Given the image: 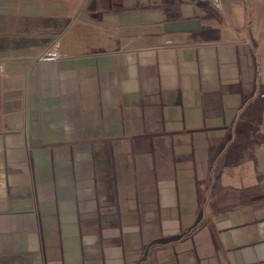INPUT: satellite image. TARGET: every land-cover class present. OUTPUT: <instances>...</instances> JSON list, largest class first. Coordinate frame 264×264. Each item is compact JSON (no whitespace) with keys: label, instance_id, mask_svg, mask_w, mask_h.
<instances>
[{"label":"crops","instance_id":"1","mask_svg":"<svg viewBox=\"0 0 264 264\" xmlns=\"http://www.w3.org/2000/svg\"><path fill=\"white\" fill-rule=\"evenodd\" d=\"M211 7L0 0V264H264L260 70Z\"/></svg>","mask_w":264,"mask_h":264},{"label":"rangeland","instance_id":"2","mask_svg":"<svg viewBox=\"0 0 264 264\" xmlns=\"http://www.w3.org/2000/svg\"><path fill=\"white\" fill-rule=\"evenodd\" d=\"M211 6L209 14L220 15L222 18L220 27L223 30V36H221L223 40L226 41L231 35L236 42L243 40L254 50L257 68L260 70L257 87L264 92V0H211ZM206 26L205 21L202 20L201 31L208 29ZM229 26L237 30L232 31L228 28ZM256 91L253 98L244 99L239 108L240 111H248L251 105L264 104V99L257 96ZM239 117H241L240 114H234V120Z\"/></svg>","mask_w":264,"mask_h":264},{"label":"water","instance_id":"3","mask_svg":"<svg viewBox=\"0 0 264 264\" xmlns=\"http://www.w3.org/2000/svg\"><path fill=\"white\" fill-rule=\"evenodd\" d=\"M200 28V23L198 20H186L172 23H164L162 30L164 33H182L195 31Z\"/></svg>","mask_w":264,"mask_h":264},{"label":"built area","instance_id":"4","mask_svg":"<svg viewBox=\"0 0 264 264\" xmlns=\"http://www.w3.org/2000/svg\"><path fill=\"white\" fill-rule=\"evenodd\" d=\"M59 41H52L48 47L37 55L36 59L40 62H55L59 59Z\"/></svg>","mask_w":264,"mask_h":264}]
</instances>
